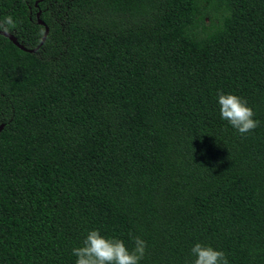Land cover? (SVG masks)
I'll list each match as a JSON object with an SVG mask.
<instances>
[{
	"label": "trees",
	"instance_id": "1",
	"mask_svg": "<svg viewBox=\"0 0 264 264\" xmlns=\"http://www.w3.org/2000/svg\"><path fill=\"white\" fill-rule=\"evenodd\" d=\"M7 16L39 47L0 36V264H75L90 230L141 237L139 264H192L197 242L264 264V0H0ZM218 92L259 126L221 119Z\"/></svg>",
	"mask_w": 264,
	"mask_h": 264
},
{
	"label": "clouds",
	"instance_id": "2",
	"mask_svg": "<svg viewBox=\"0 0 264 264\" xmlns=\"http://www.w3.org/2000/svg\"><path fill=\"white\" fill-rule=\"evenodd\" d=\"M8 25L14 26L11 16L0 22V29L7 32ZM217 95L221 119L226 120L241 135L259 126L260 122L253 118L255 113L246 99L220 92ZM132 239L134 247L130 250L123 240L105 237L99 230H90L82 241V246L72 249V254L76 257L75 264H139L146 253L147 244L139 236ZM191 253L195 257L192 264H229L225 253L210 245L197 242L191 248Z\"/></svg>",
	"mask_w": 264,
	"mask_h": 264
},
{
	"label": "water",
	"instance_id": "3",
	"mask_svg": "<svg viewBox=\"0 0 264 264\" xmlns=\"http://www.w3.org/2000/svg\"><path fill=\"white\" fill-rule=\"evenodd\" d=\"M39 16H40V11L36 14L37 24L40 25V26H44V23H43L42 21H40ZM44 28H45V30H44V34H43V36H42V39H41V41H40L39 46H41V45L44 43V41H45V39H46V37H47L48 31H49L47 27L44 26ZM0 36H3V37H5V38H7V39H8L10 42H12L16 47H18L20 50H22V51H24V52L32 53V52L36 51V49L39 47V46H38L37 48H35V49L31 50V51H27L22 45H20V44L18 43V41L16 40V38H15L13 35H11L10 33H6V32H2V31H0ZM2 128H3V125L0 126V131L2 130Z\"/></svg>",
	"mask_w": 264,
	"mask_h": 264
},
{
	"label": "flooded vegetation",
	"instance_id": "4",
	"mask_svg": "<svg viewBox=\"0 0 264 264\" xmlns=\"http://www.w3.org/2000/svg\"><path fill=\"white\" fill-rule=\"evenodd\" d=\"M37 13H38V12H37ZM37 13H36V14H37ZM2 32H4V31H2ZM6 33H8V32H6Z\"/></svg>",
	"mask_w": 264,
	"mask_h": 264
}]
</instances>
